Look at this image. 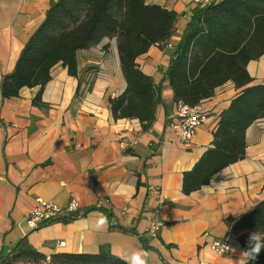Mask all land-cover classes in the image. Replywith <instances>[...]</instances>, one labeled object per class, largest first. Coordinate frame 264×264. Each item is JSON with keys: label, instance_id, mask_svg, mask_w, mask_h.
I'll return each mask as SVG.
<instances>
[{"label": "crops", "instance_id": "1", "mask_svg": "<svg viewBox=\"0 0 264 264\" xmlns=\"http://www.w3.org/2000/svg\"><path fill=\"white\" fill-rule=\"evenodd\" d=\"M50 1L56 0H0V82L12 72L22 48L44 21ZM145 1L179 15L175 33L164 48L152 46L135 60L139 71L159 87L160 103L148 131H142L137 120L112 117L107 99L126 88L115 40L105 38L77 53V73L83 81L79 95L78 78L69 76L60 64L51 70L42 92L46 108L31 103L38 88H23L12 100H2L0 95L3 255L25 239L44 257L95 255L106 246L122 261L124 255L142 248L148 252V264H247L227 222L234 223L264 200V120L247 129L243 160L217 172L200 190L184 195L183 174L211 147L220 114L241 89L227 82L203 100L199 107L206 113L204 122L189 144L180 143L166 130L175 105L163 74L195 6L189 0ZM247 72L253 79L249 86L264 84V56L250 62ZM134 139V147H119L121 141ZM149 186L161 190V204L148 197ZM36 199L59 208L75 199L79 212L100 207L134 233L110 231L109 225L102 231L84 228L81 222L94 221L98 211L68 224L31 231L24 218ZM157 207L166 225L153 238L144 232ZM218 239H227V254L209 249Z\"/></svg>", "mask_w": 264, "mask_h": 264}, {"label": "trees", "instance_id": "2", "mask_svg": "<svg viewBox=\"0 0 264 264\" xmlns=\"http://www.w3.org/2000/svg\"><path fill=\"white\" fill-rule=\"evenodd\" d=\"M191 13L163 74L173 102L198 106L227 82L241 92L220 114L211 147L183 174L184 195L200 190L217 172L243 160L247 129L264 120V84L249 86L253 79L247 72L250 62L264 56V0H215L196 5ZM178 20L175 12L148 5L145 0L50 1L44 21L22 48L14 69L2 77L1 99H15L23 88H38L31 103L46 108L41 101L42 92L51 79V70L58 64L69 76L78 78L79 95L83 81L77 73V53L106 38L115 40L126 82L122 94L107 99L112 117L115 121L137 120L142 131H148L160 103L159 87L139 71L135 60L152 46L163 49L175 33ZM84 83H88V78ZM91 211L109 218L110 231L134 233L118 225L109 211L95 207L51 224H68ZM47 225L50 224L42 227ZM227 225L243 251L251 232L264 233V200ZM43 259L25 239L7 254L0 253L3 264H37ZM51 259L55 264H124L106 246L95 255L57 254ZM247 264H264V250L255 261L247 260Z\"/></svg>", "mask_w": 264, "mask_h": 264}, {"label": "built area", "instance_id": "3", "mask_svg": "<svg viewBox=\"0 0 264 264\" xmlns=\"http://www.w3.org/2000/svg\"><path fill=\"white\" fill-rule=\"evenodd\" d=\"M215 0H189V2L196 5H206L210 4ZM175 110L172 118L166 126V130L172 133L178 141L184 145L189 144L192 137L194 136L196 130L204 122L206 118V113L201 110L198 106L189 107L181 102L174 103ZM1 129V124H0ZM137 144V140H131L128 142L121 141L119 147L122 150H128ZM148 197L155 200L157 203L161 204L163 202L164 196L159 188L149 186L147 188ZM100 208V207H96ZM79 205L75 199H71L65 208H59L52 203L44 202L42 200L36 199L35 206L26 215L24 221L31 231H36L45 224H51L57 220L63 219L68 215L78 213ZM160 209L155 208L152 212V217L149 224L144 232L145 235L157 238L159 231L166 224L163 220L159 218ZM59 246H63L61 243ZM213 252L218 255H225L230 251L227 239H218L212 241L210 248ZM3 264V263H0ZM26 264V263H20ZM34 264V263H27ZM37 264H55L53 263L50 256L44 257V259Z\"/></svg>", "mask_w": 264, "mask_h": 264}, {"label": "clouds", "instance_id": "4", "mask_svg": "<svg viewBox=\"0 0 264 264\" xmlns=\"http://www.w3.org/2000/svg\"><path fill=\"white\" fill-rule=\"evenodd\" d=\"M94 221L84 220L82 225L84 228L91 227L96 231L105 230L109 225V218L103 213H96ZM247 247L240 253V257L247 258L248 261H255L262 250H264V233L253 231L247 238ZM231 251L236 252L237 249L233 248ZM148 252L139 248L130 254H126L123 259L124 264H148Z\"/></svg>", "mask_w": 264, "mask_h": 264}, {"label": "rangeland", "instance_id": "5", "mask_svg": "<svg viewBox=\"0 0 264 264\" xmlns=\"http://www.w3.org/2000/svg\"><path fill=\"white\" fill-rule=\"evenodd\" d=\"M262 81H264V79H262Z\"/></svg>", "mask_w": 264, "mask_h": 264}, {"label": "bare ground", "instance_id": "6", "mask_svg": "<svg viewBox=\"0 0 264 264\" xmlns=\"http://www.w3.org/2000/svg\"><path fill=\"white\" fill-rule=\"evenodd\" d=\"M207 5V4H206Z\"/></svg>", "mask_w": 264, "mask_h": 264}]
</instances>
